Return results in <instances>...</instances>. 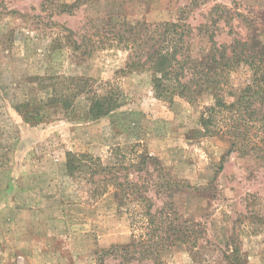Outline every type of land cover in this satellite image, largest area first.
<instances>
[{
	"label": "rangeland",
	"instance_id": "obj_1",
	"mask_svg": "<svg viewBox=\"0 0 264 264\" xmlns=\"http://www.w3.org/2000/svg\"><path fill=\"white\" fill-rule=\"evenodd\" d=\"M76 1L0 0V264H99L103 250L130 244L142 230L114 189L97 196L96 178L68 175L69 153L109 166L148 153L172 178L199 188L173 199L178 214L203 229L199 248L167 249L162 264H229L234 247L243 264H264L263 153L227 155L230 137L206 135L199 122L212 99L157 97L150 73H123L131 53L122 46L92 56L74 47L104 30L90 20L109 11L128 22L189 24L200 59L213 42L264 45V0H88L62 12ZM237 75L245 81L248 73ZM108 95L116 109L97 119L92 104ZM61 97L67 107L52 104ZM127 172L136 182L156 176ZM152 197L157 207L168 201ZM105 264L123 263L109 255Z\"/></svg>",
	"mask_w": 264,
	"mask_h": 264
},
{
	"label": "trees",
	"instance_id": "obj_2",
	"mask_svg": "<svg viewBox=\"0 0 264 264\" xmlns=\"http://www.w3.org/2000/svg\"><path fill=\"white\" fill-rule=\"evenodd\" d=\"M87 1L78 0L60 7L63 13L72 15ZM219 8L224 9L217 6L216 10ZM127 19L110 11L104 17L92 18L90 22L106 24L107 29L105 25L104 30L96 29L91 37L83 35L81 42H74L75 51L84 50V55L92 56L97 50L122 46L131 53L123 73H150L157 97L165 100L179 97L190 104L212 99L211 105L201 111L199 122L206 135L230 137L231 149L227 155L235 151L242 155L260 151L264 155V45H256L251 38H236L230 44L213 42L207 57L200 59L193 54L190 42L193 29L189 24L181 21L128 22ZM106 30L109 31L106 33ZM240 72L248 73L245 81L238 79ZM66 79L61 78L62 81ZM85 88L87 80L81 86L82 90ZM111 97L94 101L91 114L99 119L112 113L116 104ZM51 102L63 107L69 104L63 97L52 98ZM41 119L37 114L32 121L39 123ZM123 159L128 158L123 156ZM220 167L223 168V163ZM66 168L70 176H89L91 182L96 178L97 196L114 189L120 206L142 228L138 235L134 234L130 244L113 245L103 250L98 256L99 264H105L109 255L120 257L123 264L132 260L162 264L161 254L167 249L179 245L193 250L199 248L203 229L192 220H184L173 202L176 193L199 188L172 178L158 158L146 153L136 155L128 165L122 162L109 166L99 157L69 153ZM127 171H135L140 179L142 173L149 177L156 173V176L150 179L152 182L146 178L142 179L144 182H136L130 179ZM152 196L155 199L165 196L168 201L157 207ZM241 258L239 247H234L226 256L229 264H243Z\"/></svg>",
	"mask_w": 264,
	"mask_h": 264
}]
</instances>
